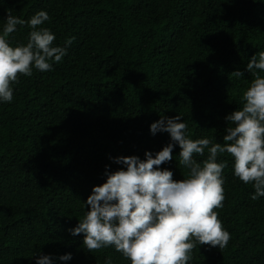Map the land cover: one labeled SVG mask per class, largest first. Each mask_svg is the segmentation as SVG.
Masks as SVG:
<instances>
[{
  "label": "trees",
  "instance_id": "obj_1",
  "mask_svg": "<svg viewBox=\"0 0 264 264\" xmlns=\"http://www.w3.org/2000/svg\"><path fill=\"white\" fill-rule=\"evenodd\" d=\"M41 10L53 46L75 40L50 71L20 76L13 101L0 102V264L41 256L130 264L111 246L89 252L70 229L90 210L84 204L106 182V166L124 168L114 158L143 160L172 142L150 132L161 117L180 116L191 139L224 143L225 117L254 79L246 66L264 51V0H0V33L9 11L27 21ZM31 30L18 25L10 46L26 45ZM179 152L175 145L161 166L177 181L189 171ZM225 161V200L215 211L231 239L223 249L197 243L189 264H264V197L252 200L233 158L218 154ZM66 254L72 259H59Z\"/></svg>",
  "mask_w": 264,
  "mask_h": 264
},
{
  "label": "clouds",
  "instance_id": "obj_2",
  "mask_svg": "<svg viewBox=\"0 0 264 264\" xmlns=\"http://www.w3.org/2000/svg\"><path fill=\"white\" fill-rule=\"evenodd\" d=\"M49 19L43 10L27 21L7 13L0 33V102L13 101L12 85L20 76L30 77L33 68L50 71L49 61L59 63L67 54L75 37L66 39L64 47L53 46L55 35L40 27ZM25 24L32 29L26 45L10 46L7 38ZM246 71L254 79L242 92L241 107L225 117L228 127L223 144L189 138L187 124L179 122L178 115L161 117L151 124L150 132H166L172 142L155 154L145 152L143 160L138 156L114 158L124 168L109 172L106 166V182L93 187L84 204L90 210L70 229L71 235L83 234V246L89 252L114 247L130 264H189L197 243L227 247L231 236L215 211L225 200L222 174L227 166L226 161L217 162L218 154L233 158L234 176L255 189L252 200L264 197V51L251 57ZM175 145L180 148L179 164L189 170L187 178L179 181L172 171L161 168L173 160ZM206 150L207 158L198 163L194 156H204ZM59 259L72 257L66 254ZM36 264H52V258L41 256ZM106 264H111L110 257Z\"/></svg>",
  "mask_w": 264,
  "mask_h": 264
}]
</instances>
